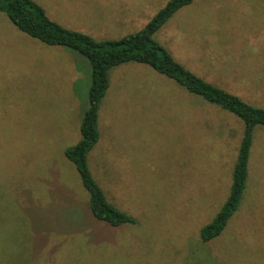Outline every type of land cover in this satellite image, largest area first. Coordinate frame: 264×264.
Instances as JSON below:
<instances>
[{
    "label": "rangeland",
    "instance_id": "1",
    "mask_svg": "<svg viewBox=\"0 0 264 264\" xmlns=\"http://www.w3.org/2000/svg\"><path fill=\"white\" fill-rule=\"evenodd\" d=\"M33 1L63 28L104 41L140 31L170 0ZM124 4L135 19L117 24L111 16ZM87 5L89 31L78 17ZM7 21L0 24V264H264V127L253 132L238 210L221 236L202 243L200 228L229 194L243 123L148 66L113 68L87 157L108 202L134 220L110 227L91 216L64 156L80 140L89 80L76 57L86 59ZM154 39L206 82L264 109V0H194Z\"/></svg>",
    "mask_w": 264,
    "mask_h": 264
},
{
    "label": "trees",
    "instance_id": "2",
    "mask_svg": "<svg viewBox=\"0 0 264 264\" xmlns=\"http://www.w3.org/2000/svg\"><path fill=\"white\" fill-rule=\"evenodd\" d=\"M194 0H170L140 31L119 40L95 41L90 36L68 30L51 21L33 0H0V13L22 34L50 47L70 50L86 59L90 67L87 106L80 120V140L64 151L75 167L82 186L89 195V211L96 221L110 227L130 225L134 220L108 202L87 165L88 154L99 140L98 121L102 100L109 88L110 71L123 64L135 63L150 67L190 95L233 115L243 123V134L233 167L229 194L215 217L199 230L202 243H208L224 232L238 210L248 179V164L255 127H264V109L244 102L206 82L183 65L154 39V35L179 10Z\"/></svg>",
    "mask_w": 264,
    "mask_h": 264
},
{
    "label": "crops",
    "instance_id": "3",
    "mask_svg": "<svg viewBox=\"0 0 264 264\" xmlns=\"http://www.w3.org/2000/svg\"><path fill=\"white\" fill-rule=\"evenodd\" d=\"M125 6H127V8ZM120 9H121V11L117 14V16L116 15L111 16V20H115L117 22V24H127V23H131L132 21H134V19H135L134 13L131 11V9L129 8L128 5L124 4L123 7ZM78 17L81 20H83L82 22L86 23L84 27L86 30L89 31V5H87L84 8L78 9ZM7 20H9V19L8 18L7 19H0V24H3L4 22H8ZM9 22L11 23L10 20H9ZM2 32H3V34H5L7 32L6 28H4V30H2ZM79 32L83 33V34L86 33L85 30H80ZM10 37L13 38V35ZM76 58H77L76 65H77L78 70H80V72L84 71L88 75V80H89V85H90V79H89L90 67L88 66V64L86 65V63H85L86 61H84L83 59H81L79 57H76ZM81 65H83L85 70L81 68ZM87 67H88V69H87ZM85 109H86V107L84 108V110ZM82 114H83V112H82Z\"/></svg>",
    "mask_w": 264,
    "mask_h": 264
}]
</instances>
